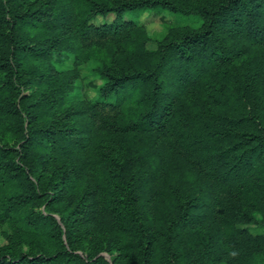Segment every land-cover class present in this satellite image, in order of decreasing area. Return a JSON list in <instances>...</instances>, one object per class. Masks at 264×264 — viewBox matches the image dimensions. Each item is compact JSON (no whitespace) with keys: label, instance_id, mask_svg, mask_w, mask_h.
<instances>
[{"label":"rangeland","instance_id":"rangeland-1","mask_svg":"<svg viewBox=\"0 0 264 264\" xmlns=\"http://www.w3.org/2000/svg\"><path fill=\"white\" fill-rule=\"evenodd\" d=\"M5 1L0 0V15ZM8 1L16 5L27 48L18 56L25 82L16 84L13 99L22 101L32 126L54 120L62 130L40 133L29 149V161L48 163L36 183L66 164L73 178L69 191H85L88 206L98 208L118 195V163L137 186L140 215L153 232L149 264H264V37L230 24L228 57L203 63L204 81L165 72L160 119L147 129L128 130L145 111L148 87L105 94V73L142 69L159 44L199 29L202 19L192 5L200 0H169L190 13L145 8L121 15L98 12L92 3L124 0ZM55 37L52 48L46 40ZM41 45L47 50H35ZM222 89L230 97L220 98ZM254 136L262 152L229 177L222 149ZM20 139L0 115V141L17 148ZM22 186L0 177V259L137 264L136 237L117 227L109 230L114 242L109 252L97 243L89 258L81 249L71 250L64 235L54 237L50 223L38 216L62 225L64 202L44 207ZM244 186L253 200L240 195Z\"/></svg>","mask_w":264,"mask_h":264},{"label":"trees","instance_id":"trees-1","mask_svg":"<svg viewBox=\"0 0 264 264\" xmlns=\"http://www.w3.org/2000/svg\"><path fill=\"white\" fill-rule=\"evenodd\" d=\"M2 6L4 14L0 15V72H2L0 115L6 118L7 127L20 136L21 143L17 148H13L0 141V177L6 181H10L11 178L17 179L18 183L23 185L22 188L27 189L28 198L42 200L44 207H49L56 201L64 202L65 206L60 211L63 228L51 216L42 217L41 213L38 216L50 223V230L54 237L60 238L62 234L64 235L65 242L71 250L81 249L88 257L97 243L101 249L109 252L114 245L109 230L117 227L136 237L137 264H149L154 241L153 232L150 225L140 215L137 186L131 177L126 175L122 165L115 163V167L118 168V171L115 170L116 175L120 180L116 182L119 186L116 199L107 201L98 208L88 206L90 203L83 198L85 191L82 195L69 191L70 180L73 178L69 177L70 173L67 171L66 164L53 169L51 171L53 175L41 182L44 184V189H40L41 183H36L41 181L48 163L44 161L38 165L29 161V149L40 133L45 135L47 132H58L59 130L62 132V130L54 120L32 126L29 113L22 101L13 99L17 92L16 84L25 82L20 79L18 56L27 48L26 44L21 42L23 38L21 27L15 19L18 17L16 5L13 7L12 3L6 0ZM92 7L101 13L114 12L118 15L125 11L145 8H169L178 13H190V9L169 0H124L111 5L92 3ZM192 7V12L202 19L199 29L182 33L175 42L159 44L157 50L152 53L147 66L142 69L120 75L105 73L107 82L102 89L105 94L131 90L141 84L148 87L145 111L139 118L126 125L128 130L147 129L160 119L165 100L163 92L165 72L172 74L178 72L187 78H199L204 81L202 64L211 58L219 60L228 57L230 48L225 35L230 24L245 25L251 36L264 37V0H200ZM113 27L110 25V28ZM46 41L52 42L50 47L53 48L59 38L55 37ZM35 50L44 51L47 48L41 45ZM222 95L230 97L224 89H222L220 98ZM21 113H25L28 119L23 118ZM25 120L27 125L24 127ZM71 129L73 127L68 130ZM261 152V145L256 141L255 136L244 143L224 147L221 155L230 162L226 174L229 177H235L236 167L250 163L254 156ZM252 192L251 188L244 186L240 195L244 194L246 198L253 200ZM76 211L81 213L80 216L75 215ZM69 212L74 213V217H71ZM33 221H37V216H34ZM49 261L50 258L37 256L8 261L0 259V264H47Z\"/></svg>","mask_w":264,"mask_h":264}]
</instances>
